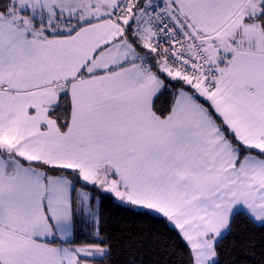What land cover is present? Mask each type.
Wrapping results in <instances>:
<instances>
[{"label":"snow or ice","instance_id":"6c2138e0","mask_svg":"<svg viewBox=\"0 0 264 264\" xmlns=\"http://www.w3.org/2000/svg\"><path fill=\"white\" fill-rule=\"evenodd\" d=\"M105 201L178 264H247L225 244L264 234V0H0V264H115Z\"/></svg>","mask_w":264,"mask_h":264},{"label":"trees","instance_id":"16d2710c","mask_svg":"<svg viewBox=\"0 0 264 264\" xmlns=\"http://www.w3.org/2000/svg\"><path fill=\"white\" fill-rule=\"evenodd\" d=\"M104 213L107 232L113 234L117 241L113 256L115 264H123L127 259L124 243L129 234L143 238L139 257L143 260V264H178L181 257L173 246V241L163 234V228L154 220L120 211L108 201L104 203ZM249 236L256 241L254 249H233L232 241H228L225 244L226 253L234 256L238 253L239 258L247 260V264H258L260 252L264 250L261 248L264 244V234L254 233L250 225L244 221H238L234 228V239L242 237L247 239ZM154 240H158V243L153 244ZM253 251L256 253L255 256L252 255Z\"/></svg>","mask_w":264,"mask_h":264}]
</instances>
